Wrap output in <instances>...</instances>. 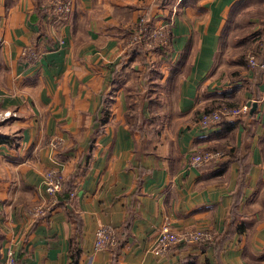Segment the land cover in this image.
Masks as SVG:
<instances>
[{"label":"crops","instance_id":"0c3cea01","mask_svg":"<svg viewBox=\"0 0 264 264\" xmlns=\"http://www.w3.org/2000/svg\"><path fill=\"white\" fill-rule=\"evenodd\" d=\"M68 1L62 19L50 0H0V264L9 247L18 264H71L72 248L77 264H264V66L227 53L244 3ZM204 151L224 156L193 166ZM49 168L66 181L53 200ZM166 222L212 238L156 255ZM101 224L117 244L95 250Z\"/></svg>","mask_w":264,"mask_h":264},{"label":"built area","instance_id":"2783aa9c","mask_svg":"<svg viewBox=\"0 0 264 264\" xmlns=\"http://www.w3.org/2000/svg\"><path fill=\"white\" fill-rule=\"evenodd\" d=\"M51 6L55 12V15L60 16L62 19L67 18L72 11V5L68 0H50ZM146 22L144 17L140 18V23L143 24ZM140 24V25H141ZM147 28L141 27L140 32L136 35L135 39L138 42L144 41L143 34L146 33ZM2 34V21L0 18V39ZM161 35L160 30H154L150 35L149 45L152 46L153 42L157 37ZM251 65H255L256 62L253 58L250 59ZM264 66V64H263ZM250 110V104H244L240 107H224L221 110H215L210 112H205L200 117V123L203 127H210L216 124L221 118L227 116H240L242 114L248 113ZM55 144L56 141L54 140ZM223 152L221 151H204L196 152L191 155V164L193 166L199 167L204 164L210 163L212 161L219 160L222 158ZM44 182L46 186V192L50 200L55 199L57 194L65 186V178L58 172L55 168H49L44 174ZM50 200H45L43 203H38L34 206V214L43 215L46 211L47 203ZM212 238V233L205 228H197L183 233L178 232L172 227L169 222L164 223L155 239L152 251L156 255H165L167 254L178 242L181 240H187L189 242L198 243L203 241H208ZM117 244L116 231L112 225L101 224L95 232L94 236V249L95 250H104L114 247ZM5 264H18V260L15 256V252L11 247L8 248L7 258Z\"/></svg>","mask_w":264,"mask_h":264},{"label":"trees","instance_id":"16d2710c","mask_svg":"<svg viewBox=\"0 0 264 264\" xmlns=\"http://www.w3.org/2000/svg\"><path fill=\"white\" fill-rule=\"evenodd\" d=\"M234 3H257L258 7L260 8L259 14L262 12L261 11V6L264 7V0H236ZM264 9V8H263ZM260 18V23L264 24V18ZM147 22V21H146ZM143 23L139 26V24L136 25L137 29L143 26H146L147 28L150 27L148 22ZM139 23V22H137ZM143 25V26H142ZM135 27V32L137 31ZM139 30V29H138ZM263 31H251V33H247L244 35L237 34L236 37L238 39V46H242V50L239 53V61L244 65L248 66L250 65V58H253L256 62L254 67L256 68H263L264 64V38L261 39ZM264 37V36H263ZM259 40V42H258ZM204 111H213V107L211 108H206ZM68 187V186H67ZM73 187L72 186L68 187V194H70V191ZM2 237L0 236V241ZM1 244V243H0ZM79 258V251L77 248H72L70 250V259H71V264H77Z\"/></svg>","mask_w":264,"mask_h":264},{"label":"rangeland","instance_id":"374dc122","mask_svg":"<svg viewBox=\"0 0 264 264\" xmlns=\"http://www.w3.org/2000/svg\"><path fill=\"white\" fill-rule=\"evenodd\" d=\"M257 7H258L257 3H244L243 4L244 9H243V12H242L240 18H238V23H237V27H236V33L237 34L244 35V34H247L249 32L251 33V31H263V33L261 35V39L264 38L263 37L264 36V24L260 23V18H259V17L264 18V9H263L264 7L261 6L262 12L260 14H259L260 8H257ZM251 20H253V21H251ZM138 22H140V18H139ZM231 41H233L235 43L236 40L231 39ZM258 42H259V40H258ZM241 50H242V47L239 49H236L234 51V49L232 50V46H231V50L228 51L227 53L231 59V58H233V55L235 54V52H237V55H238ZM54 137H55L54 140L56 141L55 144L57 145L62 140V137L61 136H54ZM61 143H62V141H61ZM37 204H38V202H36L35 205H37Z\"/></svg>","mask_w":264,"mask_h":264}]
</instances>
